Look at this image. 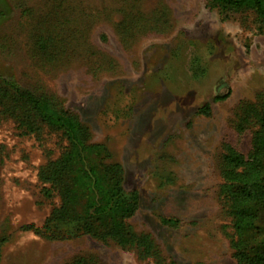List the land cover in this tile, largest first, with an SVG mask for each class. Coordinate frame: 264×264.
Listing matches in <instances>:
<instances>
[{"label": "rangeland", "instance_id": "rangeland-1", "mask_svg": "<svg viewBox=\"0 0 264 264\" xmlns=\"http://www.w3.org/2000/svg\"><path fill=\"white\" fill-rule=\"evenodd\" d=\"M89 7L95 22L76 37ZM0 13V79L47 97L108 149L139 197L127 225L152 246L36 234L61 204L40 170L70 145L0 105V264H238L227 157L247 159L264 126L261 20L211 0H0Z\"/></svg>", "mask_w": 264, "mask_h": 264}, {"label": "trees", "instance_id": "trees-1", "mask_svg": "<svg viewBox=\"0 0 264 264\" xmlns=\"http://www.w3.org/2000/svg\"><path fill=\"white\" fill-rule=\"evenodd\" d=\"M211 2L223 11L253 12L264 24V0ZM95 18L90 7L81 9L74 20L73 35H84L81 28ZM0 105L9 112L11 107L20 109L31 132L34 123L27 121V114H34L50 128L62 131L70 145L60 160L40 170V181L50 186L47 194L56 193L61 204L42 228L34 229L36 234L50 240L88 235L150 252L147 238L138 236L126 222L138 211L139 197L125 191L123 167L110 162L105 146L89 143L88 129L77 118L56 109L47 97L23 90L10 80L0 79ZM254 142L247 159L236 154L227 157L224 192L235 230L233 248L238 264H264V126Z\"/></svg>", "mask_w": 264, "mask_h": 264}]
</instances>
